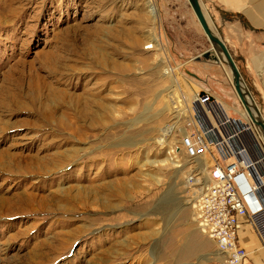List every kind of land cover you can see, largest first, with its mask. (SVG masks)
I'll list each match as a JSON object with an SVG mask.
<instances>
[{
  "label": "rangeland",
  "instance_id": "374dc122",
  "mask_svg": "<svg viewBox=\"0 0 264 264\" xmlns=\"http://www.w3.org/2000/svg\"><path fill=\"white\" fill-rule=\"evenodd\" d=\"M177 4L0 0V264L219 259L190 219L187 170L201 164L185 162L179 129L248 118L229 66L191 57L212 47ZM233 58L262 115L264 75ZM200 91L211 102H196ZM76 95L94 113L79 129ZM174 155L182 168L158 162Z\"/></svg>",
  "mask_w": 264,
  "mask_h": 264
},
{
  "label": "built area",
  "instance_id": "2783aa9c",
  "mask_svg": "<svg viewBox=\"0 0 264 264\" xmlns=\"http://www.w3.org/2000/svg\"><path fill=\"white\" fill-rule=\"evenodd\" d=\"M195 99L200 104L212 100L201 91ZM204 120L180 141L185 156L199 160L206 174L187 170L186 180L196 194L190 219L221 254L212 264H244L248 253L237 242L239 217L246 218L264 249V137L249 118L218 113L216 119Z\"/></svg>",
  "mask_w": 264,
  "mask_h": 264
},
{
  "label": "crops",
  "instance_id": "0c3cea01",
  "mask_svg": "<svg viewBox=\"0 0 264 264\" xmlns=\"http://www.w3.org/2000/svg\"><path fill=\"white\" fill-rule=\"evenodd\" d=\"M178 6L191 21L205 42L209 41L201 29L187 0H177ZM201 8L211 29L225 42L232 57L251 61V71L264 75V0H199ZM168 6V4H167ZM167 10H172L166 7ZM173 11V10H172ZM190 49V48H189ZM201 49L192 53L191 57L205 51ZM248 67V65H247ZM264 79V77L262 78ZM264 82V80H262ZM264 118V100L262 102ZM241 227L237 233V242L248 253V258L255 264H264L260 250L261 241L245 217H239ZM250 227H249V226ZM255 234V235H254ZM244 240V244L242 242ZM251 247L250 249L247 247ZM258 252V253H257ZM261 254V255H260Z\"/></svg>",
  "mask_w": 264,
  "mask_h": 264
},
{
  "label": "water",
  "instance_id": "95a60500",
  "mask_svg": "<svg viewBox=\"0 0 264 264\" xmlns=\"http://www.w3.org/2000/svg\"><path fill=\"white\" fill-rule=\"evenodd\" d=\"M201 29L203 30L205 36L209 40L212 49H208L202 52L203 58H210L213 57L217 61L218 54H221L223 57L224 62L229 66V69L231 71L232 75V86L233 89L241 102L243 108L247 112V115L251 122L261 131V133L264 135V118L261 115L260 109L257 107L256 104L252 102V96L249 92V90L246 88L245 90L242 88V78L241 73L239 71V68L232 57L227 45L225 42L215 33L206 17L203 13V10L201 8V4L199 0H187ZM212 53H215L216 55H212ZM201 94H204V91H201ZM248 99H251V102L253 103V110L255 111L256 115L259 116V118H255L252 115L251 109L249 107Z\"/></svg>",
  "mask_w": 264,
  "mask_h": 264
},
{
  "label": "bare ground",
  "instance_id": "6f19581e",
  "mask_svg": "<svg viewBox=\"0 0 264 264\" xmlns=\"http://www.w3.org/2000/svg\"><path fill=\"white\" fill-rule=\"evenodd\" d=\"M150 7V6H149ZM149 15L151 16V17H155V9L151 6L150 7V10H149ZM157 46H158V44H156ZM218 56H219V60L222 62V63H224V60H223V57H222V55L221 54H218ZM231 77H232V75H231ZM231 83H232V79H231ZM242 88L245 90L246 89V86H245V84H244V82L242 81ZM173 91V90H172ZM171 91V92H172ZM172 94H173V92H172ZM195 96H196V94H195ZM237 96V95H236ZM238 98V97H237ZM73 99H75L74 100V105H73V108H74V117H75V121H76V123H78V124H76V128L77 129H79V123L81 122V121H83L85 124H87L88 126H90V123H89V118L88 117H91L92 118V115H94V113H93V111L91 110V105L89 104L90 103V101L85 97V98H82V96H79V95H76V96H74L73 97ZM248 101H249V103L251 102V99H248ZM249 107H250V109H251V112H252V115L255 117V118H259V116H257L256 115V113H255V111L253 110V103L251 102V104H249ZM244 111H245V109H244ZM245 116H247V118H249L248 117V115H247V112L245 111ZM174 127H175V125L173 124V125H170L169 127L168 126H166L165 128H163V130H162V133L163 134H165V135H167V136H169L170 135V133H171V131H173V129H174ZM180 130V134H181V137L182 136H184L185 134H186V131L185 130H182L181 128L179 129ZM263 135V134H262ZM263 137H264V135H263ZM164 139L165 138H163V140L162 141H164ZM181 141V138H180V140L178 141V143ZM133 142V140L132 139H130V140H128V142H126V143H124L125 145H133L134 143H132ZM123 144V145H124ZM173 144V143H172ZM122 145V144H121ZM175 146V145H174ZM170 148V147H169ZM176 148H177V145H176ZM171 149V148H170ZM77 150V149H76ZM172 150V149H171ZM170 153V152H169ZM172 153H173V151H172ZM170 155H173V154H171L170 153ZM191 160H195V159H191V158H189V159H187L185 162H188V161H191ZM158 162H160V163H162V164H164V165H168V166H172V167H176V168H182L183 166H184V162H181L180 160H176V157H175V155L172 157V156H167V157H165L164 159H162V160H159ZM197 169H200V173H205L204 172V168L202 167V166H199ZM206 179V178H205ZM206 181H204V183H205ZM204 183H203V185H204ZM174 197V196H173ZM172 196H170L169 195V198H170V201H171V203H173V201H174V198H173ZM199 230V229H198ZM200 231V230H199ZM201 232V231H200ZM202 233V232H201ZM218 252V251H217ZM217 257L218 258H221V254H220V252H218L217 254Z\"/></svg>",
  "mask_w": 264,
  "mask_h": 264
}]
</instances>
